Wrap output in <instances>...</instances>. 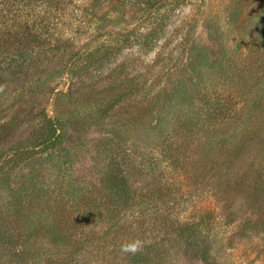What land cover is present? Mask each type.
Listing matches in <instances>:
<instances>
[{
  "label": "rangeland",
  "instance_id": "obj_1",
  "mask_svg": "<svg viewBox=\"0 0 264 264\" xmlns=\"http://www.w3.org/2000/svg\"><path fill=\"white\" fill-rule=\"evenodd\" d=\"M144 2H97L91 28L65 20L73 41L0 71V227L22 257L0 264H264V191L222 166L263 94L264 0ZM43 114L76 129L8 164ZM137 240L153 260L121 251Z\"/></svg>",
  "mask_w": 264,
  "mask_h": 264
},
{
  "label": "trees",
  "instance_id": "obj_2",
  "mask_svg": "<svg viewBox=\"0 0 264 264\" xmlns=\"http://www.w3.org/2000/svg\"><path fill=\"white\" fill-rule=\"evenodd\" d=\"M101 1L107 0H92L94 3L91 6H82L74 0H0V71H7L6 69L11 71L12 69L13 72H20V69L17 68L23 67L26 60L29 61V54L35 48L52 44V48L60 49L63 44L73 41L76 36L71 37L72 34L69 33V29L72 31V24L66 26L65 20L72 23L77 21L83 25L84 29L91 28L93 20L98 16L92 12L91 7ZM165 1L167 0H145L144 6L149 9V12H158L165 5ZM126 37L128 36L126 35ZM119 39L117 38L118 41H123ZM106 53L105 50L101 52L97 50L98 58L100 56L102 58ZM27 56L29 57L27 58ZM262 89L263 94H256L250 101L252 105L246 117L248 126L244 125L246 130L240 134L236 142L228 147L225 160L222 162L223 168L232 170L233 173H239L240 169L244 168L237 182L239 184L247 183L250 185L249 187L257 191H264V87ZM252 90L248 89L249 96H252L256 91ZM227 104L231 107L230 103ZM41 118L43 121L41 128L35 132L27 144L25 146L18 145L9 152L12 155L7 159L8 164L9 162L12 164L16 162L18 165L38 162L40 155L50 149L58 148L64 132L68 129L75 130L78 122L54 116L47 117L45 114ZM253 146L260 147L258 158L246 166L245 158ZM4 155L9 154L0 153V176L5 170L2 169ZM243 174L246 178L243 177ZM113 181L111 187L118 193L122 204L126 205L130 197L128 190L121 185V180L113 179ZM234 182L235 180H233ZM14 241V237L0 227V249L4 250L0 258H5V255L9 260L22 258L18 252L8 253V249L14 245ZM63 250L58 245L53 252L54 257ZM153 257L152 254L143 255L138 252L134 254L132 260L136 263H148L153 260Z\"/></svg>",
  "mask_w": 264,
  "mask_h": 264
},
{
  "label": "clouds",
  "instance_id": "obj_3",
  "mask_svg": "<svg viewBox=\"0 0 264 264\" xmlns=\"http://www.w3.org/2000/svg\"><path fill=\"white\" fill-rule=\"evenodd\" d=\"M142 244L139 240L121 245V251L125 253H136Z\"/></svg>",
  "mask_w": 264,
  "mask_h": 264
}]
</instances>
